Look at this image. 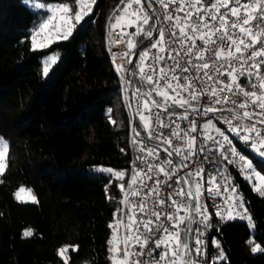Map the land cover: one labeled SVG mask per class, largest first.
Instances as JSON below:
<instances>
[{
  "label": "trees",
  "instance_id": "1",
  "mask_svg": "<svg viewBox=\"0 0 264 264\" xmlns=\"http://www.w3.org/2000/svg\"><path fill=\"white\" fill-rule=\"evenodd\" d=\"M55 1L70 7L75 2L40 0L43 5L33 8L0 0V136L7 143L0 173V264H64L65 258L68 264H114L110 221L119 215L132 148L123 74L110 59L105 34L126 0H95L67 39L30 48L31 29L46 16L44 5ZM142 38L136 36V45ZM49 52L56 59L43 77L40 57ZM129 81L132 86L135 78ZM244 152L264 175L255 150ZM96 164L124 176L98 171ZM231 181L254 227L210 216L209 227L201 229L202 247L214 264H264V196L234 172ZM19 186L28 187L35 202L17 199ZM256 246L261 250L252 252ZM61 248L67 249L64 257Z\"/></svg>",
  "mask_w": 264,
  "mask_h": 264
},
{
  "label": "snow or ice",
  "instance_id": "2",
  "mask_svg": "<svg viewBox=\"0 0 264 264\" xmlns=\"http://www.w3.org/2000/svg\"><path fill=\"white\" fill-rule=\"evenodd\" d=\"M134 2L140 8L131 14L140 22L136 24V33H126L129 51L122 55L128 56L129 65H133V55L139 56L141 63L133 67L140 69V81L149 88L147 92L137 88L129 101L134 116L138 115L143 122L147 139L140 137L133 127V143L142 154L137 160L144 167L138 168L134 161L127 189L120 186L125 191L128 211L117 210L125 238L122 257L116 247L111 249L117 257L114 264H214L202 248L204 233L191 227L197 216L208 220V209L200 203L205 169L183 173L182 169L189 167L193 157L203 154L207 158L217 152L230 165L238 160L242 173L253 168L213 121L227 125L228 132L264 157V0H155L164 9L165 23L158 28L153 26L159 38L150 47L140 41L144 50L138 54L132 53L136 43L131 36L139 35L150 19L160 17L155 9L152 15L144 11L142 0ZM145 2L151 8L153 0ZM80 3L77 0V5ZM94 3L95 0H87L74 15L67 4L49 11L65 14V24L73 18L79 24L91 14ZM46 28L48 21L40 25L41 31ZM72 28L69 24L67 32L62 33L63 39L71 35ZM146 35L152 38V32ZM36 47L33 39V48ZM152 49L157 50L155 55H150ZM147 61L150 62L146 64ZM43 71L47 74L49 67L46 65ZM117 71L136 74L124 65H117ZM123 78L127 91L131 82L126 75ZM242 78L247 79L248 87L242 86ZM153 93L160 99H155ZM184 121L188 122L187 128L181 127ZM164 129H171V135ZM3 168L0 164V173ZM209 168H214L215 174L209 172L208 194L220 196L221 187L224 192L233 193L226 198L232 201L225 209L227 214L219 209L216 214L225 220H247L254 227L253 217L243 198L235 195L237 190L229 178L219 167ZM116 176L123 178L124 173L117 172ZM218 177L223 184L217 182ZM23 192L21 187L17 199ZM260 195L264 196V191ZM128 197L138 198L139 203ZM30 199L35 202L34 196ZM186 221L182 239L180 225ZM135 246H139V252ZM216 246L220 247L218 243ZM260 250L259 246L251 249ZM66 251L61 248L59 254L64 257ZM194 256L205 258L197 261ZM217 259H224L223 250ZM64 264H68L67 258Z\"/></svg>",
  "mask_w": 264,
  "mask_h": 264
},
{
  "label": "built area",
  "instance_id": "3",
  "mask_svg": "<svg viewBox=\"0 0 264 264\" xmlns=\"http://www.w3.org/2000/svg\"><path fill=\"white\" fill-rule=\"evenodd\" d=\"M207 2V0H206ZM142 4H144L142 2ZM140 8V5H135L134 9L137 10ZM155 9L156 13L159 15L160 19H150L149 20V24L148 25H143V31L141 32L142 35V39L140 41H144V45H148L150 47V44L154 41V39H158L159 38V32L158 30H155L153 26H156L157 28L165 23L163 21V12L164 9L159 5L155 3V0H153L151 8L148 7L147 3L144 4V11H147L149 13V15H152V10ZM181 15H183V13H181ZM140 21L137 20V22L133 25H130L128 27H126L125 29H119L117 27H109L106 31L105 37H106V47L107 50L109 52V56L110 59L115 63L116 67L117 65H124L125 68H127L128 66V56H124L122 54L127 53L128 50V40H129V35L127 34H134L137 32V28H136V24H138ZM147 32H152V38L150 39L149 37H147L146 33ZM137 35H132L131 38L133 39V41L135 40ZM165 39H167V36L165 37ZM140 41L137 43V45H140ZM136 45V46H137ZM144 45H140L137 54L139 51L144 50ZM133 50V49H132ZM157 52L156 49H152L151 50V54L150 55H155V53ZM137 56V55H136ZM135 56V58H136ZM135 58L133 61V65H135ZM150 61L145 62L146 64L149 63ZM141 63V62H140ZM169 63H171L169 61ZM136 74L133 75L132 72L128 73V77L127 79L129 80V76H133L135 78V83L131 86H129V98H131L132 93L137 89L140 88L142 91L147 92L149 90L148 86L146 84H142L139 78V73H140V69H136V67H134L133 70ZM123 74V72H121ZM149 75H151V72H148ZM242 86L244 87H248V82L246 78H242ZM121 94L122 97L125 99L127 107H128V115H129V119H130V124H129V134H130V145L132 148V157H131V161H130V166H129V172L126 175V178L124 180L123 186L125 188V190L128 187V183L129 181H131L132 178V174H133V162H136V165L138 168H143L144 165L141 164L138 160H137V156L138 155H142L139 151L136 145H134L133 143V127L135 126V130L136 132H138L141 135L144 136V139H147V132L144 129V125L143 122L140 121L139 116L136 115L134 116L133 113V109L129 107L128 103H127V99H126V93L124 90V86L121 84ZM153 97L155 99H160V97L155 96V94L153 93ZM227 98V97H226ZM205 101L207 100V97L204 98ZM181 109H177V112H181ZM166 115V114H165ZM212 115V114H210ZM195 117H190V119H194ZM207 119V118H204ZM136 122L141 124L142 129L140 130V128H138L136 126ZM213 123L216 125L217 128H219L221 131L225 132V135H227L230 139L233 140V145L237 148V150L243 154L245 156L246 159V154H245V150L249 149L251 150L250 146H246L244 144L243 141H240L239 139L235 138L233 133L228 132L227 131V125H222L220 122L218 121H213ZM187 121L181 122V127L183 128H187ZM164 131L168 134L171 135V129H164ZM214 134V133H213ZM174 143H179V142H174ZM231 158V157H230ZM177 160H179V157H176ZM210 165H214L215 167H219L222 171L223 174L225 176H227L229 178V180L231 181V174L232 172L236 173L238 176H241L243 178V180H246V176L248 174L251 173V170H245L243 173L240 171V162L237 160V164L235 165H230L227 163V161H225L223 159V157H221L219 155V153H214L210 156H208L207 158L204 157L203 154H200L199 156L193 157L192 161L189 162V167L182 169V173L183 172H188V171H192L195 172L197 169L199 168H204L205 172H204V180H203V185H202V193L200 195V203L203 206H206L208 209L207 212V216H208V220L207 221H202L200 217H195V221L192 224V228L193 230L195 229H199L201 231L202 228H208L209 227V217L210 216H214L215 218L218 219L219 222H223L225 221V219H222L221 216L217 215V209L221 210L222 212H225V215L227 214L225 209H227L232 201L231 200H227L226 198L229 196H232L233 193L229 192H224L223 191V187H221V195L220 196H215V195H209L208 194V188H209V184H208V175L209 172L211 171L212 174H215V170L214 168H209ZM161 179H163V177L161 176ZM217 182L220 184H223L222 181L219 180V177L217 178ZM232 186L235 187L234 183L231 181ZM149 188L152 187V183L149 182ZM169 192L171 191L170 189L168 190ZM235 195H238L237 192ZM128 199L133 200L135 203H139L138 198L135 197H128ZM179 199V198H177ZM126 200V196H125V191H122V195H121V207L120 209H124L125 212L128 211V206L124 203V201ZM138 215V214H137ZM181 215H183V213H181ZM119 217V215H118ZM118 217H117V230H118V236H119V250H120V257H122V249L124 247L123 241L125 238V229L123 224L118 222ZM127 218H125L124 220V224H126ZM186 226V222L185 224L180 225V232H183L184 234V229ZM135 251L139 252V246H135ZM158 251H163V249H159ZM109 256H113V252L111 251V248L109 249L108 252ZM146 258V257H145Z\"/></svg>",
  "mask_w": 264,
  "mask_h": 264
},
{
  "label": "rangeland",
  "instance_id": "4",
  "mask_svg": "<svg viewBox=\"0 0 264 264\" xmlns=\"http://www.w3.org/2000/svg\"><path fill=\"white\" fill-rule=\"evenodd\" d=\"M24 4L27 6L36 8L41 7L43 4L40 2V0H22ZM87 2V0H81V3L77 5V0H75L73 7H70L69 4H67L65 1H55V2H49L44 5V7L47 9L46 16L38 22L35 27H33L29 33L28 41L30 48H33V39H35V43L37 45L36 48H38L40 45H46L52 40L60 39L62 37V33L67 32L68 25L71 24L72 26L76 23L74 18L71 21H68V24H65L66 16L65 14H62L61 12L57 11L55 14L49 11L50 8H56L59 5L67 4L72 10L73 15L78 8L83 7L84 3ZM128 5H131V7H128ZM134 0H126L123 6L120 8V10L115 15L111 26L117 27L119 29H125L126 27L133 25L137 22V17L133 16L131 13L135 10ZM45 21H48V28L43 29L41 31L40 25L43 24ZM143 51V50H141ZM139 51L138 53H140ZM56 54L49 52L45 53L40 57V72L41 75L44 77L46 74L44 73L43 69L47 65L50 67V65L55 61ZM140 64L139 56L137 55L135 58V65ZM136 69H139L136 67ZM250 146V145H248ZM256 152V151H255ZM6 153H7V143L6 140L0 136V164H3L5 167V159H6ZM256 155L260 160L264 162V157H260L259 153L256 152ZM246 160H248L250 163L253 164V168L251 169V173L246 176L247 183L256 191L259 193L261 191H264V175L261 173L260 169L256 167V165L253 163V161L246 157ZM94 167L101 172H109L108 169H111L112 171L109 172L112 176H116L117 172H122L119 170H115L110 166L102 165V164H96ZM4 169V168H3ZM129 172V170H128ZM128 174V173H127ZM23 187L25 189V192L20 194L19 200H25L29 201L31 200L30 197L34 196L32 191L25 186H19L15 189L14 195L16 196V193L18 190ZM35 197V196H34ZM110 225H112L110 233H109V240L111 244V249L113 247H118L119 243V236H118V230H117V219L111 220ZM203 248V247H202Z\"/></svg>",
  "mask_w": 264,
  "mask_h": 264
},
{
  "label": "water",
  "instance_id": "5",
  "mask_svg": "<svg viewBox=\"0 0 264 264\" xmlns=\"http://www.w3.org/2000/svg\"><path fill=\"white\" fill-rule=\"evenodd\" d=\"M142 2H143L144 4H146L145 0H142ZM147 39H148V38H147ZM147 39H146V40H147ZM146 40H144V42H145ZM140 45H141V44H140ZM140 45H137V46L132 50V53H133V54H137V51H138ZM135 56H136V55H133V61H134ZM127 68H132V69L134 70L133 65H129V64H128ZM127 68H126V69H127ZM128 73H129V72H127V73H123V76H122V85L124 86V90H125V93H126L127 103H128V105H129V101H130V98H129V88H128L127 91H126V87H125V79L123 78L125 75L128 77ZM141 137H144V136L141 135ZM186 224H187V221H186ZM185 227H186V226H185Z\"/></svg>",
  "mask_w": 264,
  "mask_h": 264
}]
</instances>
